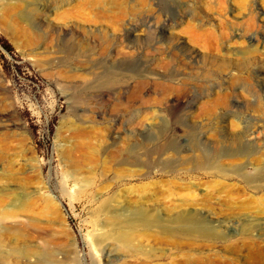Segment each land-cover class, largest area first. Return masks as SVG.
Segmentation results:
<instances>
[{
	"label": "rangeland",
	"instance_id": "1",
	"mask_svg": "<svg viewBox=\"0 0 264 264\" xmlns=\"http://www.w3.org/2000/svg\"><path fill=\"white\" fill-rule=\"evenodd\" d=\"M196 137L249 150L220 171L183 164ZM233 173H264V0H0V247L18 251L3 264H46L23 247L57 264H264V178Z\"/></svg>",
	"mask_w": 264,
	"mask_h": 264
},
{
	"label": "bare ground",
	"instance_id": "2",
	"mask_svg": "<svg viewBox=\"0 0 264 264\" xmlns=\"http://www.w3.org/2000/svg\"><path fill=\"white\" fill-rule=\"evenodd\" d=\"M105 84H112L114 83V79L112 78H105ZM173 147V146H172ZM171 147H167L165 149L166 152H169ZM175 149H172L171 152H174ZM248 147L240 146L237 148L234 147H226V148H218V149H210L205 143H203L199 138L196 137V139L191 143L190 145V153L191 155L187 157L182 158V163L183 164H188V162L194 163L196 167H212L217 170H222L224 168L219 167V162L220 159L225 156L229 157L230 159L236 160L239 159L243 156H246L248 153ZM177 154V153H175ZM241 160V159H240ZM239 161V160H237ZM241 163L237 162L232 168L236 172L241 171ZM225 174V173H224ZM237 176H239L246 184L251 185L253 184L258 178H264V173H254V174H248V173H233ZM255 189L258 187L256 184L254 185ZM132 215V214H131ZM206 215H203L202 213L200 214H193V213H185L181 212L178 213L175 216V220L177 223L181 224H187V225H192L195 227L196 232L199 235H202L203 237L209 238L210 236H217V230L214 226L209 225L208 221L206 220ZM111 220H115L114 216ZM129 222H144V223H151L152 221L149 220L148 216L144 214L143 212L138 211L136 214H133V217L131 216L128 219ZM161 219L156 218V221L153 220V223L161 224ZM117 241L121 243L122 248H127L130 245L129 238L127 234H120L117 238ZM18 253V251H6L3 253L0 247V264H3L6 256L9 255L10 253ZM19 253L21 255H32V256H37L41 258L43 262L46 264H57L54 261L49 260V256L45 253H40V252H35L34 250L28 251L25 247H23ZM3 254V255H2ZM76 264V263H75Z\"/></svg>",
	"mask_w": 264,
	"mask_h": 264
}]
</instances>
